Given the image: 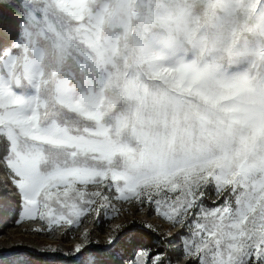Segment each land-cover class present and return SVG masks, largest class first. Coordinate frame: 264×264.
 Instances as JSON below:
<instances>
[{"label": "snow or ice", "instance_id": "snow-or-ice-1", "mask_svg": "<svg viewBox=\"0 0 264 264\" xmlns=\"http://www.w3.org/2000/svg\"><path fill=\"white\" fill-rule=\"evenodd\" d=\"M0 175V264H264V0H0Z\"/></svg>", "mask_w": 264, "mask_h": 264}, {"label": "rangeland", "instance_id": "rangeland-1", "mask_svg": "<svg viewBox=\"0 0 264 264\" xmlns=\"http://www.w3.org/2000/svg\"><path fill=\"white\" fill-rule=\"evenodd\" d=\"M3 179H4L3 175H0V180H3ZM154 223H161V221L157 219V220H154ZM162 226L164 228L168 227L166 224H163ZM101 238H103V237L101 236ZM21 239L26 241V242L32 241V242L42 243V244L43 243H53V244L61 243L60 241L48 240L45 237H37V236L27 234L24 232L23 228H17L15 230L9 232V234L7 236L0 235V246H4L5 244H10V243L19 241ZM63 246L65 248H67V247H70L71 244H70V242H63Z\"/></svg>", "mask_w": 264, "mask_h": 264}]
</instances>
